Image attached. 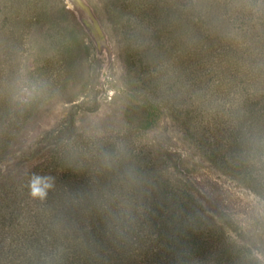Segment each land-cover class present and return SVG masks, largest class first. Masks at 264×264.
I'll list each match as a JSON object with an SVG mask.
<instances>
[{
  "label": "trees",
  "instance_id": "16d2710c",
  "mask_svg": "<svg viewBox=\"0 0 264 264\" xmlns=\"http://www.w3.org/2000/svg\"><path fill=\"white\" fill-rule=\"evenodd\" d=\"M1 1L10 75L21 50L13 24L37 22L51 3L65 61L79 68L90 58V36L59 0ZM106 1L138 89L209 162L264 200V0ZM84 148L45 173L37 207L0 206V264H263L240 226L161 173L152 150L108 141L98 160L83 158Z\"/></svg>",
  "mask_w": 264,
  "mask_h": 264
},
{
  "label": "rangeland",
  "instance_id": "374dc122",
  "mask_svg": "<svg viewBox=\"0 0 264 264\" xmlns=\"http://www.w3.org/2000/svg\"><path fill=\"white\" fill-rule=\"evenodd\" d=\"M58 4L91 38V56L79 68L65 61L68 54L57 44L62 37L47 18L52 3L43 6L47 15L37 22L28 15L13 24L9 35L21 40L19 56L11 66L13 75L3 70L6 55L0 32L1 209L37 207L38 197L43 196L39 193L49 187L45 173L61 170V156L70 162L85 147L83 158L101 160L98 148L108 141L119 148L135 145L152 150L160 172L185 183L206 208L228 214L264 264V200L209 162L169 110L138 89V74L122 50L118 13L106 0H59ZM84 6L99 20L104 38L98 39L82 23ZM2 7L0 0V26ZM32 84L39 86L34 96L19 99L24 95L21 87ZM67 127L71 132L62 134ZM100 162L104 165L105 158Z\"/></svg>",
  "mask_w": 264,
  "mask_h": 264
},
{
  "label": "water",
  "instance_id": "95a60500",
  "mask_svg": "<svg viewBox=\"0 0 264 264\" xmlns=\"http://www.w3.org/2000/svg\"><path fill=\"white\" fill-rule=\"evenodd\" d=\"M87 10L85 18H87L88 22L81 19L82 23L87 27V29L93 33L98 39L104 38V33L102 31L101 24L95 14L92 12L91 8L88 6H84Z\"/></svg>",
  "mask_w": 264,
  "mask_h": 264
},
{
  "label": "clouds",
  "instance_id": "9594fccd",
  "mask_svg": "<svg viewBox=\"0 0 264 264\" xmlns=\"http://www.w3.org/2000/svg\"><path fill=\"white\" fill-rule=\"evenodd\" d=\"M38 85L32 84V85H23L21 87V92L24 93V95L19 96V99L27 100L29 98H32L34 94L38 91Z\"/></svg>",
  "mask_w": 264,
  "mask_h": 264
},
{
  "label": "bare ground",
  "instance_id": "6f19581e",
  "mask_svg": "<svg viewBox=\"0 0 264 264\" xmlns=\"http://www.w3.org/2000/svg\"><path fill=\"white\" fill-rule=\"evenodd\" d=\"M84 20H86V21L88 22L87 18H86V19H84Z\"/></svg>",
  "mask_w": 264,
  "mask_h": 264
}]
</instances>
